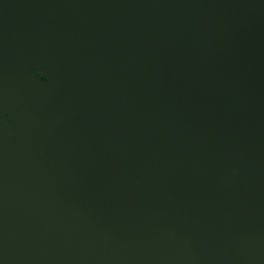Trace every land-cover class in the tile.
<instances>
[{
    "label": "water",
    "instance_id": "95a60500",
    "mask_svg": "<svg viewBox=\"0 0 264 264\" xmlns=\"http://www.w3.org/2000/svg\"><path fill=\"white\" fill-rule=\"evenodd\" d=\"M0 264H264V0H0Z\"/></svg>",
    "mask_w": 264,
    "mask_h": 264
}]
</instances>
